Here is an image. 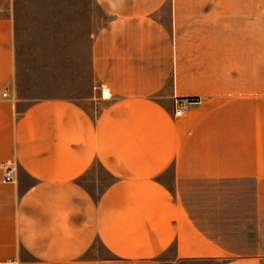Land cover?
<instances>
[{"label": "crops", "instance_id": "0c3cea01", "mask_svg": "<svg viewBox=\"0 0 264 264\" xmlns=\"http://www.w3.org/2000/svg\"><path fill=\"white\" fill-rule=\"evenodd\" d=\"M9 2L0 0V264H80L97 234L107 264H264V37L242 58L238 37L232 84H211L192 29L211 20L216 45L222 0H95L108 20L92 39V71L110 94L97 113L17 95ZM175 96L200 101L177 117ZM95 161L115 178L98 206L79 181Z\"/></svg>", "mask_w": 264, "mask_h": 264}, {"label": "rangeland", "instance_id": "374dc122", "mask_svg": "<svg viewBox=\"0 0 264 264\" xmlns=\"http://www.w3.org/2000/svg\"><path fill=\"white\" fill-rule=\"evenodd\" d=\"M238 3L239 0H222V8L218 4L217 11L213 12L222 22L218 24L216 45V31L211 20H207L204 29H192V57L208 58L200 63L206 67V80L211 84H232L234 46L238 37L241 58L249 48L253 49L254 43L256 50L262 51L264 0H240L241 4L253 5L254 11L250 12L243 11L248 7H238ZM1 15L13 20L19 97L28 101L71 98L83 105H95L96 112L102 107L99 104L102 99L109 100V92L99 90L91 64L93 36L108 20L95 0H10ZM248 31L253 38L250 47ZM216 52L217 60L214 58ZM259 60L262 61L261 56H257V66H260ZM114 180L101 163L95 161L79 181L98 206L104 191ZM109 256L107 236L97 234L88 251L80 256V264H107ZM177 264L218 263L213 259H197L182 260Z\"/></svg>", "mask_w": 264, "mask_h": 264}, {"label": "built area", "instance_id": "2783aa9c", "mask_svg": "<svg viewBox=\"0 0 264 264\" xmlns=\"http://www.w3.org/2000/svg\"><path fill=\"white\" fill-rule=\"evenodd\" d=\"M4 96L7 93L3 94ZM175 98V106H174V114L175 116H182L184 110L191 104L198 103L200 100L198 97H187V98H179L177 96Z\"/></svg>", "mask_w": 264, "mask_h": 264}]
</instances>
